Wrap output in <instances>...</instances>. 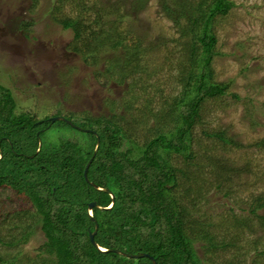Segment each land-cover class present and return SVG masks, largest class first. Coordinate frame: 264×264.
Masks as SVG:
<instances>
[{
  "label": "rangeland",
  "instance_id": "1",
  "mask_svg": "<svg viewBox=\"0 0 264 264\" xmlns=\"http://www.w3.org/2000/svg\"><path fill=\"white\" fill-rule=\"evenodd\" d=\"M57 1L0 0V84L13 92L16 112L71 118L78 125L84 117H105L123 130L124 150L172 131L173 124L160 127L157 119L179 96L180 74L191 68L194 43L199 47L201 21L194 25L193 19L215 0L67 2L59 15L77 17L83 5L93 6L83 9L87 33L96 34L90 46L122 43L110 59L130 66L124 79L127 68L109 70L102 53L99 60L83 59V43L50 16ZM228 1L210 24L216 39L211 80L226 84V92L201 102L189 149L170 157L173 190L187 209L193 237L217 245L198 247L206 264H264V207L252 213L264 205V0ZM88 130L57 121L45 133L46 144L68 137L89 148ZM221 132L229 142L212 136ZM47 241L27 197L0 188V264H57Z\"/></svg>",
  "mask_w": 264,
  "mask_h": 264
},
{
  "label": "trees",
  "instance_id": "2",
  "mask_svg": "<svg viewBox=\"0 0 264 264\" xmlns=\"http://www.w3.org/2000/svg\"><path fill=\"white\" fill-rule=\"evenodd\" d=\"M69 1L58 0L60 5L51 9L50 16L56 15L58 19H53L59 21L64 30L71 31L77 43H83V59L89 54L99 60L102 53L100 62L105 61L104 66L109 70L114 71L115 65L119 69L127 68L120 74L124 79L130 66L118 58L110 59V52L122 43L107 44L103 48L102 40L99 45L90 46L87 41L94 37L90 35L96 34L87 33L91 25L83 18V9L88 7L83 5L77 17L59 15ZM230 5L228 0H215L206 11H200V18L193 19L194 25L201 21L195 36L199 47L195 42L191 68L188 73L180 74L179 96L159 113V119L156 118L160 127L173 124L169 129L172 131L157 130L156 137L145 146L124 150L123 130L105 117H84L81 125L71 118H65L71 124L59 121L76 130H79L76 127L84 128L81 131L93 130L95 133L86 132L91 137L87 143L89 148L68 137L46 144L45 133L54 126L53 117L36 119L31 114H18L13 92L0 84V188H13L37 209L48 240V253L54 255L57 264H154L152 258L157 264H206L198 247L208 249L217 245L212 243V238L193 237L191 223L185 220L187 209L174 195L177 176L170 157L189 149L188 141L201 102L226 92V84L211 80L216 39L210 32V24L214 15ZM165 10L171 8L165 5ZM31 24L33 22L25 23L24 28ZM106 53L108 56L103 59ZM84 125H88L87 128ZM212 136L230 141L222 132ZM98 139L100 147L88 174L91 184L86 181L84 171L95 153ZM93 184L114 195L115 204L111 209H108L113 202L111 193L97 190ZM92 202L105 207L94 208L93 217L88 212ZM260 207L264 205L254 208L252 213L256 215ZM96 224L95 241L101 248L110 250L107 253L91 242L90 232L96 230ZM117 250L130 255L146 253L150 257L129 258L115 252Z\"/></svg>",
  "mask_w": 264,
  "mask_h": 264
},
{
  "label": "water",
  "instance_id": "3",
  "mask_svg": "<svg viewBox=\"0 0 264 264\" xmlns=\"http://www.w3.org/2000/svg\"><path fill=\"white\" fill-rule=\"evenodd\" d=\"M57 121H63V122L65 121V122L71 124L70 121L66 120V119L63 118V117H55V118H52V119H51V122H52V123H55V122H57ZM75 127H76V126H75ZM76 128H78L79 130H83V129L79 128V127H76ZM84 131H85V130H84ZM87 132L95 133V132H93V131H91V130H88ZM99 147H100V139H98V143H97V147H96L95 155H94V156L92 157V159L88 162V164H87V166H86V168H85V171H84L85 179H86V181H88L89 183H91L90 180H89V177H88L89 170H90V167H91V165H92V163H93V161H94V158H95V156H96V154H97V152H98ZM1 157H2V156H1ZM1 157H0V159H1ZM91 184H92V183H91ZM93 185H94V184H93ZM94 186H95V188H96L97 190L105 191V192H110L109 190L102 189V188H100V187H98V186H96V185H94ZM110 193H111V192H110ZM111 196H112L113 202H112V205H111V207H110L109 209H111V208L114 206V204H115L114 195H113L112 193H111ZM96 207H98L96 202H92V203H90V204L88 205V212L90 213L91 217H93L92 212H93V209L96 208ZM98 208H101V207H98ZM97 232H98V224H96V230H95L94 232H90V239H91V242H92V243L94 244V246L97 247L101 252H104V253L109 252L110 250H106V249H104V248H101V247L96 243V241H95V236H96ZM115 252L120 253V254H122V255H125V256H127V257H129V258H144V257H150V256H149L148 254H146V253H141V254H139V255H130V254L124 253V252H122V251H118V250L115 251ZM152 261L154 262V264H157V261H156L155 259L152 258Z\"/></svg>",
  "mask_w": 264,
  "mask_h": 264
},
{
  "label": "clouds",
  "instance_id": "4",
  "mask_svg": "<svg viewBox=\"0 0 264 264\" xmlns=\"http://www.w3.org/2000/svg\"><path fill=\"white\" fill-rule=\"evenodd\" d=\"M89 177V176H88Z\"/></svg>",
  "mask_w": 264,
  "mask_h": 264
}]
</instances>
